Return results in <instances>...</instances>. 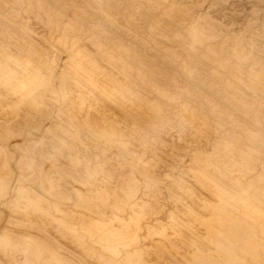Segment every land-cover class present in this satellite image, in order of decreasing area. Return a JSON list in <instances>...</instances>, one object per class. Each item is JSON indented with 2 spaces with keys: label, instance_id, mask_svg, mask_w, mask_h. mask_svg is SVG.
<instances>
[{
  "label": "rangeland",
  "instance_id": "rangeland-1",
  "mask_svg": "<svg viewBox=\"0 0 264 264\" xmlns=\"http://www.w3.org/2000/svg\"><path fill=\"white\" fill-rule=\"evenodd\" d=\"M0 264H264V0H0Z\"/></svg>",
  "mask_w": 264,
  "mask_h": 264
}]
</instances>
